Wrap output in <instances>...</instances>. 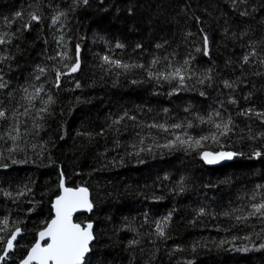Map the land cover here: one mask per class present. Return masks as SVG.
<instances>
[{
	"label": "trees",
	"instance_id": "trees-1",
	"mask_svg": "<svg viewBox=\"0 0 264 264\" xmlns=\"http://www.w3.org/2000/svg\"><path fill=\"white\" fill-rule=\"evenodd\" d=\"M33 12L39 22L31 21ZM204 34L208 56L196 51ZM0 35V110L7 113L0 119V229L9 222L0 254L11 231L21 229L0 264L26 256L52 217L61 178L90 191L93 210L75 217L93 223L87 264H264V216L249 215L264 202V123L239 115L264 111V0H0ZM77 45L80 68L72 73ZM105 55L144 67L115 68ZM184 60L185 88L174 91L178 81L149 76ZM205 74L212 80L200 84ZM48 96L54 102L41 113ZM209 115L216 122L231 117L232 131L196 150L164 147L185 132L197 139L217 132L197 118ZM204 151L236 155L207 167Z\"/></svg>",
	"mask_w": 264,
	"mask_h": 264
},
{
	"label": "snow or ice",
	"instance_id": "snow-or-ice-1",
	"mask_svg": "<svg viewBox=\"0 0 264 264\" xmlns=\"http://www.w3.org/2000/svg\"><path fill=\"white\" fill-rule=\"evenodd\" d=\"M83 4H87L88 0H82ZM235 2V0H233ZM244 2V0H241ZM248 13L246 11H241L240 15L244 16ZM66 14L61 12L59 15H56L52 19V24L55 25L60 21L61 16H65ZM15 17L17 19H22V13L16 12ZM31 21L39 22L41 17L33 12L30 14ZM23 28L28 29L31 27V23H25L22 25ZM6 35V34H5ZM191 35V33H189ZM63 37H61V40ZM5 39L2 35H0V44H4ZM117 48H123L124 45L117 43ZM139 47V45H137ZM157 48H161L162 45L157 44ZM210 50V42L207 34L203 35V48H196L197 52L203 51L205 56L209 55ZM80 47L77 45L76 47V59L75 62L71 66V72L75 73L80 68V60H79ZM257 53L253 50L250 54L243 56V63L247 64L250 60V56H256ZM63 58H67L63 56ZM165 60H168L169 65H171V60L168 57H164ZM102 60L105 64L110 66H114L115 68H122L124 70H128L132 67H144V65H129L126 63H122L120 60L112 59L110 56L105 55L102 57ZM160 63V60L153 59L151 61V65L155 66ZM264 63V60L261 61ZM189 64V60H184L181 66L175 67L174 70L170 72H157L155 75L149 72V76L151 78H155L157 80H164L167 82L178 81L176 88L174 91H178L182 88L186 87V75L187 65ZM210 69L208 72L210 73ZM39 72H45L44 68H39ZM63 75L59 71H57V87L59 86L60 76ZM188 79L191 78L189 75ZM39 79V76L36 77ZM212 76L210 74H205L202 78L199 79L200 84H204L205 81H211ZM0 81H2V77H0ZM135 82V81H134ZM224 86L226 88L231 89L233 87V83H229L228 81L224 82ZM6 87L5 82H0V89ZM76 87H80L79 83H77ZM42 87L36 88V94L38 95L42 91ZM25 93L28 92V89H24ZM201 95H205V93L201 92ZM31 94H29V97ZM247 98V97H246ZM53 99L51 96H48L46 100L43 101V107L39 108V112L47 113L49 111L48 105L53 103ZM232 104H236V99H231L229 101ZM187 111V109H186ZM127 115V113H125ZM215 116L219 117L220 113L215 112ZM239 115H255L257 118L261 119V122L264 123V111H257L255 108H248L239 113ZM134 119V117H132ZM201 123H209L214 125L217 132L212 133L210 136H201L198 139L189 135L187 132L184 133V136L177 135L175 137V141L170 142L169 144H165L164 147H174L176 143L179 145L191 149L196 150L197 148L202 147V141H206L208 139L216 140L217 134L219 135H227L232 131L233 121L231 117L228 118L226 122H216L213 120V116L209 115L207 118L204 116L197 117ZM0 119H7V113L3 110H0ZM123 119V117H121ZM114 123H119V120L114 121ZM153 127L164 128V125H152ZM172 127L179 129L182 127L181 124H174ZM188 128L193 127V123L189 121L186 125ZM165 131L168 129L165 128ZM264 135V134H262ZM187 137V138H184ZM14 150V149H13ZM236 153L233 152H219L213 154L208 151H204L201 153L202 159L205 160L206 163L213 164L217 163L219 160H230L235 156ZM256 156H260V152L255 153ZM61 188L63 189V195H60L56 198L53 209L55 211V217L51 219V221L46 225V227L39 231L37 241L31 246L30 250L26 254L24 258L21 259L20 264H87V258L89 254L93 251L92 242L95 239V235L93 232V224L91 222L86 225H82L81 223L74 222L72 217L73 214L84 210L91 212L93 210V202L89 199L88 189L87 188H67L64 187V182L61 180ZM7 195H11V193H6ZM23 191L19 193V195H23ZM255 199V195L252 197ZM200 214H204V210H200ZM260 214L264 216V202H260L252 205V212L249 215ZM227 215V213H226ZM247 219L245 216L237 217V220ZM3 229L0 231L8 230V220H3ZM157 230L160 232V235H164L162 227L158 224ZM21 234V229L16 227L9 238L4 241L5 247L2 249V254H0V262L6 261L9 258V253L14 250L17 246L14 242L17 240V237ZM0 239H3L0 237Z\"/></svg>",
	"mask_w": 264,
	"mask_h": 264
},
{
	"label": "water",
	"instance_id": "water-1",
	"mask_svg": "<svg viewBox=\"0 0 264 264\" xmlns=\"http://www.w3.org/2000/svg\"><path fill=\"white\" fill-rule=\"evenodd\" d=\"M56 85H57V82H56ZM213 154H216V153H213ZM202 161H203V163L205 164V166H207V167H215V166H218V165H220V164H222L223 162H226V161H228L227 159H225V160H219L217 163H213V164H209V163H206L205 162V160L204 159H202ZM61 180H63V182H64V179L63 178H61L60 179V182H59V194L53 199V201H52V203H51V210H52V217H51V219H53L54 217H55V211H54V209H53V204H54V202H55V200H56V198L58 197V196H60V195H63V189L61 188ZM64 187H67V188H72V189H77V188H81V187H76V188H73V187H68V186H66L65 185V183H64ZM83 187V186H82ZM83 188H86V187H83ZM88 189V188H87ZM88 195H89V199L91 200V198H90V191H89V189H88ZM89 215L90 214V212H88V211H84V210H81V211H78V212H76V213H74L73 214V217H72V219H73V221L75 222V217L76 216H78V215ZM51 219L48 221V223L51 221ZM47 223V224H48ZM87 223H89V222H85L83 225H86ZM92 223V222H91ZM46 224V225H47ZM93 224V223H92ZM46 227V226H45ZM44 227V228H45ZM43 228V229H44ZM43 229H41V230H43ZM40 230V231H41ZM39 233V232H38ZM38 233H37V235H36V241H37V239H38ZM35 241V242H36ZM34 242V243H35ZM93 243V242H92ZM30 250V249H29ZM28 253V252H27ZM18 264H20V262L18 263Z\"/></svg>",
	"mask_w": 264,
	"mask_h": 264
}]
</instances>
